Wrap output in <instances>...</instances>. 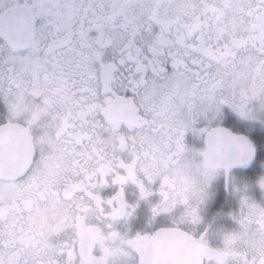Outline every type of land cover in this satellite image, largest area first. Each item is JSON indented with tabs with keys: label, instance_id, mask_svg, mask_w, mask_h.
Masks as SVG:
<instances>
[{
	"label": "flooded vegetation",
	"instance_id": "1",
	"mask_svg": "<svg viewBox=\"0 0 264 264\" xmlns=\"http://www.w3.org/2000/svg\"><path fill=\"white\" fill-rule=\"evenodd\" d=\"M0 264H264V0H0Z\"/></svg>",
	"mask_w": 264,
	"mask_h": 264
},
{
	"label": "water",
	"instance_id": "2",
	"mask_svg": "<svg viewBox=\"0 0 264 264\" xmlns=\"http://www.w3.org/2000/svg\"><path fill=\"white\" fill-rule=\"evenodd\" d=\"M14 14L8 11L6 15ZM33 38V37H32ZM13 126V125H9ZM13 132L12 127L6 128V133ZM215 149L218 151L216 163L221 165L230 162L235 167H247L254 157V149L249 145L246 137L242 136L238 139L233 138L230 130L226 128H216L210 134Z\"/></svg>",
	"mask_w": 264,
	"mask_h": 264
}]
</instances>
